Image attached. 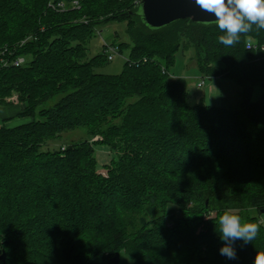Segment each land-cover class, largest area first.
Segmentation results:
<instances>
[{
    "label": "trees",
    "instance_id": "trees-1",
    "mask_svg": "<svg viewBox=\"0 0 264 264\" xmlns=\"http://www.w3.org/2000/svg\"><path fill=\"white\" fill-rule=\"evenodd\" d=\"M73 1L0 0V103L17 93L30 118L0 127L6 264H115L119 250L136 264H253L264 252L263 88L253 100L264 30L251 50L243 37L226 48L214 23L151 28L141 0ZM112 20H127L131 43L119 46L130 51L105 74L95 69L108 54L89 57L87 43ZM181 49L203 77L232 79L238 102H192L186 80L170 76ZM77 128L115 151L105 172L88 139L42 149ZM228 208L260 224L252 243L235 241L236 259L220 254L215 225Z\"/></svg>",
    "mask_w": 264,
    "mask_h": 264
},
{
    "label": "rangeland",
    "instance_id": "rangeland-1",
    "mask_svg": "<svg viewBox=\"0 0 264 264\" xmlns=\"http://www.w3.org/2000/svg\"><path fill=\"white\" fill-rule=\"evenodd\" d=\"M128 29V22L127 20H112L105 23L100 24L97 27L96 35L92 37V39L87 43L88 46V56L92 57L97 54L107 55L109 46L115 47L117 50V54L115 55V58L112 60L106 61L101 67L96 68L95 70L97 72L105 73V74H117L120 73L125 65L126 59L129 55L130 47H122L120 49L119 44L121 43H131V40L129 38V35L127 33ZM253 41V43H256L258 45V42L255 38L250 37ZM255 41V42H254ZM193 52L190 51H183L182 49L176 54V61L174 65L170 67V76L173 78H183L187 82V90L189 92V95H195L198 96L201 93V96L208 93L209 96V90L211 88V85L213 84L212 79L210 77H203L196 61L192 59ZM205 80V83L202 87H198V83ZM231 86L229 87V84L226 83V88L222 87V95L226 96L227 100L219 99H207L205 102L208 104H225V105H232L234 101L238 98L237 91L239 90V86L232 80H229ZM220 87V86H219ZM230 93H224V91ZM262 93V87L256 86L253 100H257ZM221 96V92L219 91L218 96ZM18 94L14 93L12 96L6 98L7 103L3 104H9L12 102V100L16 101L18 99ZM239 99V98H238ZM235 104V103H234ZM27 118L28 120L30 118ZM16 125V124H13ZM90 140L91 142H94L95 147V155L97 159L98 169H100L101 172H105L106 165H109L116 157L115 151L105 145L101 144L102 137L100 135H96L95 137H92L87 129L85 128H77L75 130H71L68 132L63 133L61 136L49 140L47 144H45L42 149L43 150H58L61 149L62 151H65L67 147L71 143H78L83 140ZM100 142V143H99ZM250 215H258L257 211L255 209H251L249 211ZM243 218V217H242ZM262 222H264V215L262 216ZM1 249V247H0ZM120 253V262L118 264H136L135 260L128 256L126 253L123 252V250L118 251ZM115 256V255H114Z\"/></svg>",
    "mask_w": 264,
    "mask_h": 264
},
{
    "label": "clouds",
    "instance_id": "clouds-1",
    "mask_svg": "<svg viewBox=\"0 0 264 264\" xmlns=\"http://www.w3.org/2000/svg\"><path fill=\"white\" fill-rule=\"evenodd\" d=\"M201 11L214 17L212 22L222 35L218 41L226 48L241 43L246 38V46H254L250 34L264 30V0H193ZM216 231L224 241L220 254L228 259H236L233 244L236 240L252 243L260 232V224L245 221L232 208H228L217 218ZM253 264H264V252H257Z\"/></svg>",
    "mask_w": 264,
    "mask_h": 264
},
{
    "label": "water",
    "instance_id": "water-1",
    "mask_svg": "<svg viewBox=\"0 0 264 264\" xmlns=\"http://www.w3.org/2000/svg\"><path fill=\"white\" fill-rule=\"evenodd\" d=\"M137 14L151 28L157 29L179 20H191L194 23L210 24L214 17L197 8L193 0H141ZM264 89V83L261 84ZM264 213V209L261 210ZM115 264L120 262V253L112 258ZM0 262L6 264L7 253L0 249Z\"/></svg>",
    "mask_w": 264,
    "mask_h": 264
},
{
    "label": "crops",
    "instance_id": "crops-1",
    "mask_svg": "<svg viewBox=\"0 0 264 264\" xmlns=\"http://www.w3.org/2000/svg\"><path fill=\"white\" fill-rule=\"evenodd\" d=\"M211 79L213 81L212 82L213 84L211 85V88L209 90V96H208V93L207 94L204 93L203 96H201V93L198 96H195V95L190 96L189 95V98L192 102H199V101L205 102L208 98L213 99V100L219 99V98H221L222 100L223 99L227 100L226 96L222 95L221 89H222V87L226 88V83L229 84V87L231 86V84L229 82L230 78L218 76V77H213ZM219 91L221 92V96L216 97V96H218ZM238 91H237V93H238ZM230 92H231V90L229 92H227L226 90L224 91V93H226V94L230 93ZM238 98H239V96H238ZM238 98L236 101H234L235 104L238 102V100H239ZM234 103L232 105H235ZM210 105H212V104H210ZM221 105H225V104H219L217 106H221ZM225 106H229V105H225ZM24 107H25V105L18 100H16V101L12 100V102L9 104L0 103V127L3 126L4 124L7 126H16V125H19L21 123L28 121L27 118H23V117L19 116V113L23 110ZM13 124H16V125H13Z\"/></svg>",
    "mask_w": 264,
    "mask_h": 264
},
{
    "label": "built area",
    "instance_id": "built-area-1",
    "mask_svg": "<svg viewBox=\"0 0 264 264\" xmlns=\"http://www.w3.org/2000/svg\"><path fill=\"white\" fill-rule=\"evenodd\" d=\"M72 5H73L74 7H75V6H78V5H79V1H78V0H74V1L72 2ZM254 45H256V46H254V47H257V46H258L256 43H254ZM262 49H264V44L262 45ZM116 54H117V52H116V49H115V48H112L111 50H109V54H108V58H109V60L114 59ZM12 63L15 64L16 66H20V65H22V64L25 63V58H24V57H19V58H17L14 62H12ZM204 83H205L204 80L201 81V82H199V83H198V87H199V88L202 87V86L204 85Z\"/></svg>",
    "mask_w": 264,
    "mask_h": 264
},
{
    "label": "bare ground",
    "instance_id": "bare-ground-1",
    "mask_svg": "<svg viewBox=\"0 0 264 264\" xmlns=\"http://www.w3.org/2000/svg\"><path fill=\"white\" fill-rule=\"evenodd\" d=\"M254 42H255V41H254ZM112 48H115V47H111V46H110V47L108 48V50H107V51H108L107 54H109V50H111ZM115 49H116V48H115ZM116 50H117V49H116Z\"/></svg>",
    "mask_w": 264,
    "mask_h": 264
}]
</instances>
